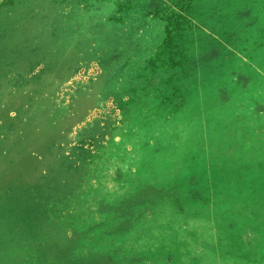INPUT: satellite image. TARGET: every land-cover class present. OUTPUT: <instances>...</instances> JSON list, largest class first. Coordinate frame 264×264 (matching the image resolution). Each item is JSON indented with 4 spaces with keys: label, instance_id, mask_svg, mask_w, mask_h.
Returning <instances> with one entry per match:
<instances>
[{
    "label": "rangeland",
    "instance_id": "1",
    "mask_svg": "<svg viewBox=\"0 0 264 264\" xmlns=\"http://www.w3.org/2000/svg\"><path fill=\"white\" fill-rule=\"evenodd\" d=\"M0 264H264V0H0Z\"/></svg>",
    "mask_w": 264,
    "mask_h": 264
}]
</instances>
